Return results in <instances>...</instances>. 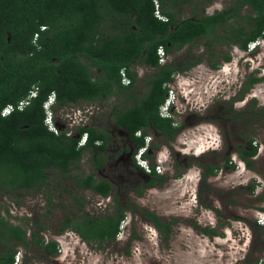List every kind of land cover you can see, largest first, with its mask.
<instances>
[{"label": "trees", "instance_id": "16d2710c", "mask_svg": "<svg viewBox=\"0 0 264 264\" xmlns=\"http://www.w3.org/2000/svg\"><path fill=\"white\" fill-rule=\"evenodd\" d=\"M205 1L212 0H0V193L44 191L52 187L50 173L53 171L66 177L72 174L78 186L104 195L109 193L111 184L98 183L92 175L82 177L72 172L80 168L85 153H94L98 147L94 140H104L100 146L101 154L104 152L107 132L80 125L76 130L81 137L77 139L64 128L57 132L50 130L45 124L44 104L52 93L56 95L52 107L55 110L82 102L103 101L111 96H127L133 104L115 107L111 113L118 127L136 141V153L146 145L150 131L163 136L165 144L172 148L171 143L183 126L176 118L163 116L160 109L169 96V84L178 72H187L205 59L212 68L218 69L223 61H231L232 55L222 53V48L217 50L216 45L248 50L252 42L264 38V0H234L213 14H206L203 9L199 17L179 18L184 6H197ZM246 8L250 13H245ZM202 38H206L208 47L205 56L161 63L160 47L169 55ZM136 65L153 69L145 81L149 90L139 100L133 91L139 80L134 70ZM263 80L264 75H252L248 88L230 99L228 120H241L243 125L264 122V106H257L256 99L241 111L233 108L235 101L243 100L250 87ZM32 91L36 95L29 104L18 108L19 102ZM10 104L15 109L7 116L2 115ZM139 132L141 135H137ZM84 135L87 143L81 145ZM247 144L246 148L236 147V151L246 166L254 169L258 145L253 139ZM153 147L159 145L151 146V150ZM145 157L153 156L147 152ZM201 165L204 183L224 166L236 168L230 156L222 165L205 162ZM156 166L151 163V185L168 180L157 172ZM176 167L181 168L178 163ZM73 198L79 204L73 208L75 215L67 214L59 230L71 229L84 241L101 248L106 242H113L121 231L122 218L112 214L90 216L77 191ZM259 200L264 202V192ZM48 201L52 205L51 196ZM2 207L0 204V264L14 263L15 245L36 250L46 259L59 254L58 241L46 243L43 222L37 221L32 227L11 223L3 215ZM150 215L163 228L160 218ZM164 228L168 232L165 239H169L171 227ZM206 232L218 234L217 229ZM30 262L27 259L25 264Z\"/></svg>", "mask_w": 264, "mask_h": 264}, {"label": "rangeland", "instance_id": "374dc122", "mask_svg": "<svg viewBox=\"0 0 264 264\" xmlns=\"http://www.w3.org/2000/svg\"><path fill=\"white\" fill-rule=\"evenodd\" d=\"M233 1L212 0L197 6H184L179 18L199 17L203 9L206 14H213ZM245 13H250L249 8L245 9ZM205 42L206 38H202L198 43L169 54L167 61L183 62L203 57L208 48ZM219 48H222V53H231V61H223L220 68L214 69L205 59L177 79L175 117L183 127L171 143L172 148L160 142L153 131L149 133L154 140V144H151L159 147H153V157L148 159L164 168L163 174L167 176L170 187L167 193L161 187L150 189L141 201L159 213L178 215L173 236L161 240L153 225L146 222L141 225L139 220L137 226L144 237L129 239L126 222L130 217L122 222V240L105 243L103 248L84 241L72 230L56 234L62 212L66 211L59 204L73 200V194L64 191L59 184L70 189L73 186L62 173L53 171L50 173V189L0 193L3 215L11 223L32 227L41 221L46 226L42 234L60 241L61 251L51 259H46L36 250L15 245L17 251H23L25 261L32 260L29 264H253L256 261L264 264V210L261 209L264 202L259 200L264 192V122L253 121L250 125L245 122L243 125L241 120L234 122L227 119L230 99L248 88L252 75H264V38L253 51L238 46L216 45V49ZM134 70L138 72L139 80L133 91L136 100H139L149 90L145 81L153 69L136 65ZM254 99L258 101L257 106H264V80L250 87L243 100L235 102L233 108L241 111ZM132 104L133 101L127 96H111L103 101L60 107L50 114L67 130L93 123L97 127L100 124L108 127L113 108H125ZM250 139L258 145L254 169H249L236 151L238 146L246 148ZM178 153L181 160H189V166L180 177L171 178ZM228 156L236 164L235 169L224 166L206 183L200 182L203 176L201 163L222 165ZM79 172H89L86 158L81 162ZM202 183L204 187L213 186L215 189L209 196L210 200L198 203L195 194ZM49 196L53 200L52 205L48 203ZM87 207L90 212L103 213L95 200H90ZM106 212L109 210L106 209ZM204 228H215L218 234H207Z\"/></svg>", "mask_w": 264, "mask_h": 264}, {"label": "flooded vegetation", "instance_id": "af4514ba", "mask_svg": "<svg viewBox=\"0 0 264 264\" xmlns=\"http://www.w3.org/2000/svg\"><path fill=\"white\" fill-rule=\"evenodd\" d=\"M183 73L184 72H178L177 75L180 76ZM176 85H178L177 82L175 83V86ZM230 108L231 106H229V109ZM173 109H175V106ZM111 118H113L112 113L110 115L108 127L106 126L103 127L102 126L103 124H100V127L99 126L97 127L96 123L90 125H84V126H92L95 127L96 129H101L106 131L108 134V139L105 144L104 152L102 154H101L102 149L100 148V146L104 145L105 142L104 140H99V139L94 140L95 145L98 146L97 148L94 149V153L92 154L91 152H89L84 154L82 161H84L85 158L87 159V162L89 163L88 173L81 174L79 172L81 169V163H80V168H74V170L72 171L74 174H77V176L86 177L87 175H92L94 181L98 183L107 182L111 184V189L109 193L107 195H104L102 193L93 190L92 188L78 186L77 182L73 179L72 174H69L68 177L64 176L70 180L71 185L73 186V189H70V191L68 192L74 194L77 191V194L80 195L81 202L84 204V209L86 210L87 214L90 216H104V215L106 216L107 213H109L118 218H122V222H124L128 217H130L128 222H126V227L128 229L127 236L129 237V239L132 238L139 239L144 237L142 231L140 230L141 228L137 226V221L140 220L139 223H141V225H143V222L150 223L151 225H153L157 229L158 236L161 238V240H168L165 239L168 232L167 229L164 228V226L170 225L171 229L169 233H170V237H172L174 233L176 221L179 218L178 215L175 214L165 215L163 213H159L158 211L155 210L154 207H149L144 205L141 201V198L145 196L150 189H153L155 187H161V189H163V192L167 193L169 190L168 188L170 187V185L168 184L169 182L167 180L163 184H155V185L150 184L152 180V177L150 175L151 172L149 173L146 172V170H144L138 164V161L136 159V148H137L136 141L133 138H131L129 132L118 127L114 118H113L114 122L111 123ZM55 122L56 125L58 126V129L63 128L60 122L56 120ZM76 129L74 130L68 129V132L69 134H72L77 139H79L81 137V134ZM154 133L156 137L158 136L157 138H159L160 142L165 143L163 136H161L157 132ZM83 137L80 139L81 145H83L84 142H85L84 145L87 143V139L86 141H84ZM152 140L153 137L149 135L150 147L148 152L151 154H152L151 146H153L152 144H154V140L153 141ZM179 155L181 154L178 153L177 160L174 162L173 166L175 167V171L171 178L178 177L177 175L179 173H182V171L189 166V160L187 158L181 160L179 158ZM101 156L104 159H102ZM176 163H178L181 168H177ZM100 164L101 166H99ZM183 164H185L184 167ZM203 170L204 168H202V173ZM163 171L164 168H162V172L160 174L166 176L165 174H163ZM210 177H212V175L209 176V178ZM201 181L203 182V176L201 177L200 182ZM203 183L200 186L201 188H198L196 190L195 196L197 198L198 203L199 202L205 203L206 200H210L209 196L212 193H214L215 187L213 186L204 187ZM61 188L64 191H66L65 188H69V187L63 186ZM201 193H203V195ZM205 195L207 196L204 197ZM93 199L97 203V206H99L102 209L103 213H99V211L90 212V210H88L87 205L90 200H92L93 202L94 201ZM78 205L79 204L77 199L75 200L74 198L73 200L68 201V203L65 202L63 205L59 204V207L63 206L64 208H66V211L62 212L63 214L60 219V222L56 226V231H55L56 234H61L71 230V229H67L64 231H60L59 227L61 226V223L67 214L75 215V213L73 212V208L78 207ZM106 209L109 210V212H106L105 214L104 212L106 211ZM151 213L156 214L160 218V220L163 223V228L158 227L157 223L154 221V218L150 215ZM207 229L211 230L215 228H204L205 233L213 235L211 233L206 232ZM121 230H122V225H121ZM120 233L121 231L119 232L117 237L113 240V242L115 240L118 241L122 240ZM42 235L46 238V243H48L51 240H56L48 237V235L46 234H42ZM28 236L29 237L31 236V229H29L28 231ZM58 242L60 243V241ZM106 243H112V242H106ZM20 252L22 254V264H25L24 255L22 253L23 251L18 250L17 254Z\"/></svg>", "mask_w": 264, "mask_h": 264}, {"label": "built area", "instance_id": "2783aa9c", "mask_svg": "<svg viewBox=\"0 0 264 264\" xmlns=\"http://www.w3.org/2000/svg\"><path fill=\"white\" fill-rule=\"evenodd\" d=\"M159 15V14H158ZM259 44V40L258 41H254L249 45V51H253ZM158 53L160 55V61L162 64L167 62V54L165 53L164 48L160 47L158 50ZM181 76V75H180ZM178 75L175 76L174 80L172 82H170L169 87H170V92H169V96L166 100V102L163 105L164 110L166 111V116H169L170 113L168 112L169 109L171 108V105L175 102L174 101V94H175V83L177 82V79L180 77ZM128 81V80H127ZM30 99L26 98L22 101L19 102V104L17 105L18 108L23 109V107H25L27 104H29ZM15 109V106L13 104L8 105L5 108V112L6 113H10ZM58 129L55 128V131H57ZM138 135L140 133H137ZM149 147H150V141H149V137L146 140V145L144 147H141L138 152L136 153V159L138 161V164L144 169L146 170V172H151L152 171V167H151V162L149 161L148 158L145 157V153H147L149 151ZM157 172L161 173L162 172V166L160 164H158L156 166ZM13 264H22V254L21 252L17 254L15 261Z\"/></svg>", "mask_w": 264, "mask_h": 264}, {"label": "clouds", "instance_id": "9594fccd", "mask_svg": "<svg viewBox=\"0 0 264 264\" xmlns=\"http://www.w3.org/2000/svg\"><path fill=\"white\" fill-rule=\"evenodd\" d=\"M262 38H260V39H258L259 41L261 40ZM257 40V41H258ZM249 50V49H248ZM36 95V91H32L31 93H30V95L28 96V98L29 99H31L32 97H34ZM176 102V101H175ZM175 102L171 105V108L169 109V113H170V115L169 116H172V117H175V109H173L174 108V106H176L175 105ZM55 103H56V95H55V93H52L50 96H49V98H48V100L45 102V104H44V106H45V109H46V111H47V116H46V119H45V124L47 125V127L50 129V130H52V131H55V128H57L58 129V126L56 125V122H55V120H54V117H53V114L51 113L50 114V112H52L54 109L52 108L54 105H55ZM160 111H161V114L163 115V116H165V117H169V116H166L165 114H166V111L164 110V108H163V106L161 107V109H160ZM11 113V112H10ZM10 113H6L5 112V108L3 109V112H2V115H4V116H7V115H9ZM59 130V129H58ZM57 130V131H58ZM57 131H55V132H57ZM140 133V132H139ZM138 135V134H137ZM139 135H141V133L139 134ZM149 137V136H148ZM147 137V138H148ZM86 139H87V135H85L84 137H83V140L84 141H86ZM85 143V142H84ZM84 143H83V145H84Z\"/></svg>", "mask_w": 264, "mask_h": 264}]
</instances>
